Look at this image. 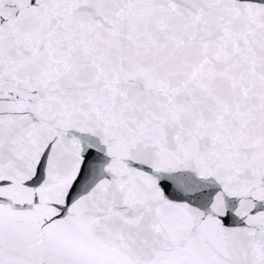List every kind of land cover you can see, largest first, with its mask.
<instances>
[{"label":"snow or ice","instance_id":"1","mask_svg":"<svg viewBox=\"0 0 264 264\" xmlns=\"http://www.w3.org/2000/svg\"><path fill=\"white\" fill-rule=\"evenodd\" d=\"M0 264H264V0H0Z\"/></svg>","mask_w":264,"mask_h":264}]
</instances>
